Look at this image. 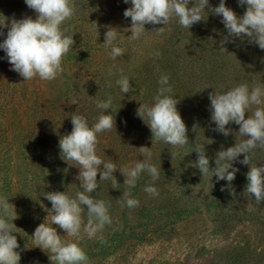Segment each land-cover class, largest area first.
<instances>
[{
    "label": "rangeland",
    "instance_id": "obj_1",
    "mask_svg": "<svg viewBox=\"0 0 264 264\" xmlns=\"http://www.w3.org/2000/svg\"><path fill=\"white\" fill-rule=\"evenodd\" d=\"M219 3L209 0L202 13L205 20L189 29L173 18L167 25L146 24V32L133 41L127 30L131 18L124 17L130 2L73 0L75 14L61 30L75 43L54 80L37 76L24 81L0 49V197L13 206L6 219L15 225L19 264H52V254L36 246L33 238L39 224L51 223L52 205L45 195L65 191L75 198L82 190L79 168L61 158L59 139L72 131V115H83L94 124L102 112L97 101L108 97L116 112L109 109L105 114H113L115 126L97 134L96 152L105 162L116 164L113 175L119 188L113 189L111 180H106L90 195L108 203L112 222L92 238L82 227L79 240L52 225L62 239L78 242L87 264H264V201L257 204L246 191V174L250 166L264 165V148L249 153L250 165L240 163L244 154L232 162L239 171L231 183L218 181L213 175L216 154L246 137L240 136L235 123L226 126L231 129L228 136L214 131L209 99L210 93L240 84L250 90L257 84L264 87V50L239 37H229L226 50L220 47L228 32L222 17L210 9ZM225 4L238 16L247 8L238 0ZM27 16L37 18L25 0H0V23ZM109 26L117 29L114 44L124 49L115 60L103 44ZM161 27L162 32L154 31ZM0 31L2 43L8 27L0 26ZM122 75L130 79L129 93L116 84ZM161 75L169 77V95L177 99L187 128L188 143L182 147L153 138L137 115L140 104L154 103ZM256 107L251 106L245 118ZM140 147L150 148V163L159 170V178L153 181L142 172L129 188L119 168L145 160ZM198 147H205L209 158L210 171L204 176L194 167ZM148 185L159 194L147 193ZM125 191L139 201L137 207L120 202ZM82 208L86 224L87 208Z\"/></svg>",
    "mask_w": 264,
    "mask_h": 264
},
{
    "label": "clouds",
    "instance_id": "obj_2",
    "mask_svg": "<svg viewBox=\"0 0 264 264\" xmlns=\"http://www.w3.org/2000/svg\"><path fill=\"white\" fill-rule=\"evenodd\" d=\"M131 3V7L125 9L124 17L131 18L130 40L139 39L145 32L146 24L167 25L171 19L176 18L184 28H191L194 24L204 19L209 0H124ZM241 6L247 5L242 16H238L232 9L226 6L225 0L211 12L222 17L221 22L227 29L228 36L220 41V47L224 50V44L229 42V37L246 38L249 43L258 45L264 50V0H238ZM28 8L35 11L37 18L27 16L22 19H11L6 25L5 21L0 26L8 27L6 39L0 43V49L6 53L11 70L16 71L25 80L39 77L42 80H54L63 72L62 60L75 43L72 36L64 34L61 25L75 14L73 0H25ZM192 3V7L189 4ZM164 27L154 31L162 32ZM0 35L3 32L0 31ZM117 29L108 27L105 33L106 48H110L109 55L113 60L124 55V49L114 44L117 40ZM159 55V53H157ZM169 77L161 75L157 95L151 106L140 104L137 115L148 125L153 138L162 140L174 147H182L188 143L187 128L177 110V99L169 95L172 88L168 85ZM130 79L121 76L116 81L121 92L129 93L132 90ZM109 86L110 83H109ZM211 102V120L215 122L214 131L228 136L231 132L226 126L230 123L239 125V134L246 139L235 146L220 150L216 154L214 174L217 180H226L231 183L239 169L233 167L240 154H244L241 164L250 165L249 153L257 148H264V87L254 85L251 90L247 84H240L226 91L209 94ZM78 101H73V104ZM257 106L254 111L245 118L251 106ZM97 108L102 112L94 124H89L83 115H72V131L59 139L61 158L67 163L79 168L77 179L80 181V191L75 198H71L64 192H47L45 197L51 202V223L39 224L33 234L36 246L49 251L52 264H87L88 257L78 242L62 239L57 229L59 226L69 237L80 238L81 229L92 238L96 233L110 224L109 205L106 201L95 199L90 194L97 190L100 183L111 180L112 188H119L116 177L113 175L118 168L113 162H105L97 155L96 149L99 143L97 134L111 131L115 126L113 114H105L112 109V98L98 100ZM139 151L145 156V160L137 161L133 166L119 168L125 177L124 184L129 188L134 187L142 172H147L153 181L159 178V170L150 163L152 153L148 147H140ZM198 159L194 167L207 175L210 171L209 158L206 156L205 147H198L195 151ZM101 166H103L101 168ZM231 169V171H229ZM99 173L100 179L97 180ZM246 191L252 194L257 204L264 201V165L250 166L247 172ZM150 195H158L155 187L148 185L144 189ZM223 190V189H222ZM122 204L128 208L139 205V201L131 198L130 192H123L120 198ZM87 208L88 220L84 224L82 212ZM12 205L5 197H0V264H19L20 254L15 251L19 248L17 237L13 235L15 225L8 223L7 217L12 215ZM16 218V217H15ZM13 218V220L15 219Z\"/></svg>",
    "mask_w": 264,
    "mask_h": 264
}]
</instances>
